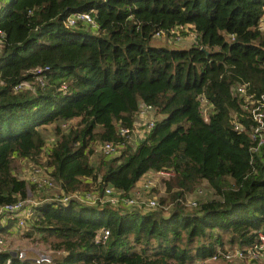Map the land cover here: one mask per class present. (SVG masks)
<instances>
[{
  "label": "trees",
  "instance_id": "16d2710c",
  "mask_svg": "<svg viewBox=\"0 0 264 264\" xmlns=\"http://www.w3.org/2000/svg\"><path fill=\"white\" fill-rule=\"evenodd\" d=\"M78 12H93L99 31L66 28ZM263 21L264 0H10L0 8V207L49 190L21 180L18 160L42 166L67 195L111 187L130 196L149 172L173 170L158 209L41 197L27 237L66 254L53 264H199L258 245L264 145L254 150L251 110L264 115ZM183 25L196 44L156 39ZM47 66L41 86L31 71ZM144 105L156 112L153 129L122 136ZM105 143L123 148L107 157ZM101 230L110 231L105 244L96 243ZM8 260L33 264L1 255Z\"/></svg>",
  "mask_w": 264,
  "mask_h": 264
},
{
  "label": "built area",
  "instance_id": "2783aa9c",
  "mask_svg": "<svg viewBox=\"0 0 264 264\" xmlns=\"http://www.w3.org/2000/svg\"><path fill=\"white\" fill-rule=\"evenodd\" d=\"M65 26L68 29H84L86 31L97 33L99 31V25L96 22L93 12H78L71 14L65 21ZM261 29L264 30V21L261 24ZM0 36H3L2 31H0ZM169 37V40L175 42L176 44H182L185 41H190L193 44L197 42V34L194 28L189 25H183L175 27L171 30H158L156 34V39ZM51 72L50 67H37L31 71L36 80L41 86H46L49 79V74ZM26 87H31L28 83H22L16 86L15 90L20 91ZM62 90L67 91V85L62 86ZM241 94L246 92L245 87L239 88ZM264 106V104H263ZM261 107H254L251 110L253 119L259 123V126L255 130L254 140L259 142V145L254 150L257 151L258 148L264 145V137L260 134V131L264 129V115L260 113ZM205 119H208V109L204 110ZM138 125L134 131L128 128H121L120 134L127 138H131L132 135H141L147 131H150L155 126L156 112L151 106H142L139 113L137 114ZM141 133V134H140ZM123 147L112 144L105 143L101 146V152H103L107 157H117ZM28 161V160H27ZM30 162V161H29ZM32 168L29 171V177L21 178V180H26L32 185L36 186L38 190L42 191L45 189H53L56 183L53 179L41 169L40 166L32 163ZM175 172L173 170H163L156 172H149L144 177L141 185H143V191H134L130 196H123L120 192L115 191L111 187H105L101 192H91V193H75L72 195L64 194L62 191L61 196H57L56 200L52 199L55 203L56 201L62 206H68L72 202H78L80 204L90 205V206H111L115 208H143L145 210L158 209L161 206V198L166 197V185L165 181L173 177ZM140 185V186H141ZM147 194V195H146ZM163 194L164 196H159ZM35 199V198H34ZM36 200V199H35ZM59 204H56L59 206ZM41 201H34L29 197L24 200H19L13 203L5 204L0 207V232L6 228L9 224L20 230L26 231L30 227L29 221L33 219L36 215L37 208L41 206ZM186 205L188 207H196L197 201L194 197H186ZM166 208V212H168ZM110 238V231L101 230L97 233L96 243L105 244ZM259 244L250 248L249 250H233V251H221L219 250L214 256L206 259L199 264H219L220 262H236L238 264H252L261 262L264 259V235L260 234ZM32 251L35 256L33 264H53L55 255L66 254L55 252L49 249H44L40 246H32L30 248H20L11 249L9 248V239L6 235H0V264L1 255L4 253H15L16 256L21 261H26L28 258L29 251ZM7 264H11V260L7 261Z\"/></svg>",
  "mask_w": 264,
  "mask_h": 264
},
{
  "label": "rangeland",
  "instance_id": "374dc122",
  "mask_svg": "<svg viewBox=\"0 0 264 264\" xmlns=\"http://www.w3.org/2000/svg\"><path fill=\"white\" fill-rule=\"evenodd\" d=\"M5 3L6 4H4L3 6H7L9 3H10V0H5ZM160 41H162V40H164V38H160L159 39ZM40 130H42V132H43V134H44V136L45 137H47V139H48V141L51 139V140H53L54 139V127H52V126H46V127H41L40 128ZM141 134V133H140ZM52 137V138H51ZM45 161L43 160V162L42 163H44ZM32 163L33 162H29V161H20V160H18V161H16L14 164H15V171H16V174L19 176V177H21V178H26V180L28 179V177H29V171L31 170V168H32ZM41 167V169L43 170L44 168L42 167V166H40ZM142 183V182H141ZM205 190H204V194H203V196L201 197L202 199H204V198H210V196H208V195H211L210 193V190H207L206 188H204ZM136 191H143V185H141L140 186V184L137 186V188L135 189V191H134V194H135V192ZM62 195V192L60 191V189L58 188V186L57 185H55V187L53 188V189H51V190H47V191H42V193H39V195H37V196H33V194L32 193H30V196H29V198L30 199H32V200H34V201H40V199H41V197L43 198V197H45L46 199H48L49 200V202L51 201V202H53V200L52 199H55L56 200V197L57 196H61ZM147 195V194H146ZM160 197L161 196H164L163 194H161V195H159ZM36 200H35V199ZM147 210H149V209H147ZM29 230L31 231L32 229H30L29 228ZM22 237V241H27V242H29L30 244H32V245H36V246H40V247H42V248H44V249H48V247H47V245H44V244H41V243H39V244H36V241L37 240H35V236L34 237H26V238H24V235H21ZM43 243V242H42ZM29 254H34L31 250L29 251ZM29 254H28V256H29ZM34 256V255H33ZM219 264H238V263H236V262H233V263H229V262H220ZM252 264H264V259L261 261V262H258V263H254V262H252Z\"/></svg>",
  "mask_w": 264,
  "mask_h": 264
},
{
  "label": "crops",
  "instance_id": "0c3cea01",
  "mask_svg": "<svg viewBox=\"0 0 264 264\" xmlns=\"http://www.w3.org/2000/svg\"><path fill=\"white\" fill-rule=\"evenodd\" d=\"M4 4H6L5 0H0V8L3 7ZM190 43H191L190 41H185L181 45L187 46V45H190ZM138 137H140V135H136L134 139L136 140ZM21 161H27V160H21ZM28 230L29 228L26 231L20 230L19 228L14 227L12 224H9L6 228L2 230V232H0V235H6V237L9 239V248L16 249V250L20 248L25 249V248H30L32 246H36V245L30 244L27 241H22L21 235H24V238H26L27 234L30 232V230L29 231ZM13 254L15 257H17L15 253ZM34 259H35V256H33V254H29L27 260L23 262H27L29 260L33 262Z\"/></svg>",
  "mask_w": 264,
  "mask_h": 264
},
{
  "label": "water",
  "instance_id": "95a60500",
  "mask_svg": "<svg viewBox=\"0 0 264 264\" xmlns=\"http://www.w3.org/2000/svg\"><path fill=\"white\" fill-rule=\"evenodd\" d=\"M205 52H207V51L205 50Z\"/></svg>",
  "mask_w": 264,
  "mask_h": 264
}]
</instances>
